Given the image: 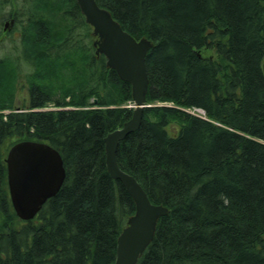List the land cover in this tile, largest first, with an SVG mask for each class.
<instances>
[{"label":"trees","instance_id":"16d2710c","mask_svg":"<svg viewBox=\"0 0 264 264\" xmlns=\"http://www.w3.org/2000/svg\"><path fill=\"white\" fill-rule=\"evenodd\" d=\"M95 2L151 44L146 107L116 161L169 213L136 264H264V0ZM19 5L28 99L14 105L17 59L0 58V264H113L135 204L105 168L104 138L131 118V88L94 53L75 0ZM22 140L65 169L30 221L14 214L4 162Z\"/></svg>","mask_w":264,"mask_h":264},{"label":"water","instance_id":"95a60500","mask_svg":"<svg viewBox=\"0 0 264 264\" xmlns=\"http://www.w3.org/2000/svg\"><path fill=\"white\" fill-rule=\"evenodd\" d=\"M75 2L86 24L92 28L96 55L103 54L106 65L131 88L134 104L131 118L122 129L108 133L104 142L105 168L113 180L122 184L135 204L133 215L117 238L113 264H136L153 239L158 219L169 213L165 206L151 203L137 181L122 171L116 161L119 141L139 127L146 107L148 79L145 59L151 44L147 39L136 40L123 31L95 0ZM262 71L264 74V62ZM4 161L12 209L19 220L30 221L63 184L65 175L60 154L46 143L23 140L8 149Z\"/></svg>","mask_w":264,"mask_h":264},{"label":"rangeland","instance_id":"374dc122","mask_svg":"<svg viewBox=\"0 0 264 264\" xmlns=\"http://www.w3.org/2000/svg\"><path fill=\"white\" fill-rule=\"evenodd\" d=\"M20 8L19 0H0V16H7V19H2L0 23V58L4 56H9L17 59L18 67L20 70V78L16 84V91L14 95V105L19 107L27 104L28 94H27V84L23 76L29 72V70H24V64L21 60H18L19 52V28L20 24L14 27V22L10 23V15L15 16V12H18ZM17 15V14H16ZM13 18V17H12ZM14 19V18H13ZM18 20H25L24 17L18 15ZM213 55V52H212ZM20 56V54H19ZM91 103V100L89 101ZM133 104L128 103L126 107L132 108ZM52 105H48L46 109H53ZM8 111H5L6 113ZM200 115V114H199ZM201 116V115H200Z\"/></svg>","mask_w":264,"mask_h":264},{"label":"bare ground","instance_id":"6f19581e","mask_svg":"<svg viewBox=\"0 0 264 264\" xmlns=\"http://www.w3.org/2000/svg\"><path fill=\"white\" fill-rule=\"evenodd\" d=\"M96 4H97V3H96ZM100 8H102V7H100ZM102 9H105V8H102ZM105 10H106V9H105ZM107 11H108V10H107ZM81 14H82V13H81ZM85 23H86V22H85ZM129 35H130V34H129ZM94 41H95V39H94L93 42H92V46H93ZM93 48H94V53H95L96 47L93 46ZM95 54H96V53H95ZM97 55H98V54H97ZM263 62H264V61H263ZM261 67H262V66H261ZM145 68H146V66H145ZM262 72H263V71H262ZM146 74H147V73H146ZM263 76H264V74H263ZM93 102H96V100H93ZM129 103H130V104H131V103L133 104V102H129ZM132 108H134V104H133ZM186 111H188V112L191 113V114L197 115V116H200V115L203 114V112H202L201 110H199V109H190V110L188 109V110H186ZM199 114H200V115H199ZM203 116H204V115H203ZM126 122H127V121H126ZM126 122H125V123H126ZM140 122H141V121H140ZM125 123H124V124H125ZM124 124H123V125H124ZM123 125L120 127V129H122ZM139 125H140V124H139ZM118 129H119V128H118ZM137 129H138V128H137ZM137 129H136V130H137ZM115 130H116V129H115ZM113 131H114V130H113ZM133 132H134V131H133ZM130 133H131V132H130ZM130 133H128V134H130ZM128 134H127V135H128ZM127 135H126V136H127ZM126 136H125V138H126ZM125 138H124V139H125ZM104 139H105V138H104ZM124 139H122V140H124ZM122 140H121V141H122ZM119 142H120V141H119ZM43 143H44V142H43ZM118 144H119V143H118ZM117 148H118V146H117ZM105 150H106V149H105ZM116 150H117V149H116ZM116 152H117V151H116ZM61 160H62V159H61ZM62 164H63V162H62ZM117 165H118V164H117ZM118 167H119V166H118ZM119 168H120V167H119ZM63 169H64V166H63ZM120 169H121V168H120ZM121 170H122V169H121ZM122 171H123V170H122ZM124 172H125V171H124ZM125 173H126V172H125ZM127 174H128V173H127ZM64 175H65V169H64ZM64 179H65V178H64ZM63 182H64V181H63ZM137 183H138V182H137ZM138 184H139V183H138ZM61 186H62V185H61ZM140 187H141V186H140ZM60 188H61V187H60ZM60 188H59V189H60ZM58 191H59V190H58ZM58 191H57V192H58ZM8 195H9V193H8ZM55 195H56V194H55ZM55 195H54V196H55ZM130 197H131V196H130ZM51 198H52V197H51ZM131 198H132V197H131ZM9 200H10V197H9Z\"/></svg>","mask_w":264,"mask_h":264},{"label":"flooded vegetation","instance_id":"af4514ba","mask_svg":"<svg viewBox=\"0 0 264 264\" xmlns=\"http://www.w3.org/2000/svg\"><path fill=\"white\" fill-rule=\"evenodd\" d=\"M9 22H11V21H9Z\"/></svg>","mask_w":264,"mask_h":264}]
</instances>
